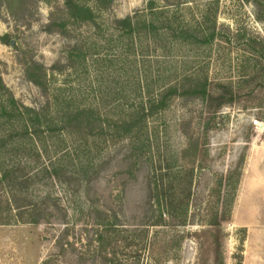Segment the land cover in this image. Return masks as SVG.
<instances>
[{
    "label": "rangeland",
    "instance_id": "374dc122",
    "mask_svg": "<svg viewBox=\"0 0 264 264\" xmlns=\"http://www.w3.org/2000/svg\"><path fill=\"white\" fill-rule=\"evenodd\" d=\"M148 1L114 0L104 19L133 15ZM11 2L0 0L4 100L12 97L17 105L35 109L45 104L47 94L29 81L28 67L37 74L45 72L50 88L66 87L82 101L87 98L81 104L100 98L90 93L93 70L88 68L85 75L82 61H70L66 55L72 45L97 39L89 27L69 25L66 34L57 28L46 32L52 17L64 18L63 0ZM155 6L170 11L177 19L175 26H200L205 34L214 35L207 44L199 37L173 49L159 40L148 53L142 49L144 66L150 65L159 75L189 74L194 84L206 80L209 96L175 97L167 109L149 118L152 151L147 163L133 168L121 162L124 145L119 141L99 148L97 175L87 185L69 183L62 176L49 179L42 173L32 177L35 167L50 160L68 163L66 148L84 139L80 132L68 137L64 130L51 135L43 145L47 154L20 162L19 174L31 179L23 189L11 188L18 193L10 209L13 216L17 207L41 202L54 217L66 214L65 222L57 217L51 224L0 225V264H42L48 258L53 264H216L217 250L206 232L215 219L221 224L224 264H264V0H155ZM22 7L23 14L18 11ZM87 52L88 65L90 57L104 53ZM103 100L111 103L115 97ZM13 132L15 128L0 125V136ZM14 151L13 145L4 149L0 144L3 157L10 158ZM150 181L177 184L178 201L187 196L186 186L191 184L189 224L175 226L174 220L165 218L162 227L144 226L154 201L149 198ZM8 193L0 184V222L9 216ZM86 198L99 211H110L114 225L101 243L96 241L101 229L92 221L94 210Z\"/></svg>",
    "mask_w": 264,
    "mask_h": 264
},
{
    "label": "trees",
    "instance_id": "16d2710c",
    "mask_svg": "<svg viewBox=\"0 0 264 264\" xmlns=\"http://www.w3.org/2000/svg\"><path fill=\"white\" fill-rule=\"evenodd\" d=\"M11 1L21 2V0ZM88 1L90 2L63 0L64 18L58 20L52 17L45 31L50 32L57 28L62 34H66L69 25L89 27L97 39L89 44L88 40H82L80 44L72 45L66 55L70 61L73 58L82 61L81 65H85L83 70L86 69L85 75L89 74L88 68L93 70L89 89L91 95L97 94L100 98L94 97L91 98V103L81 104L87 98L82 101L78 98L81 96L66 87L51 86L50 88L45 72L37 74L36 69L30 71L31 68L28 67L29 81L47 94L46 102L42 107L29 108L17 105L12 97L4 100L3 94L6 88L0 78V123L3 128H15V132L11 134L4 132L0 136V144L4 149L13 145L15 150V154L10 158L0 154V184L8 188L7 201L10 204L9 216L6 215L0 225H36L42 222L51 224V219L60 217H54L44 204L43 207L40 206L41 202H33L32 207H17L18 211L14 212L16 214L13 216L10 209L13 195L18 193V189H16L17 193H14L11 188L18 185L23 189L28 178L31 179V175L27 177L19 174L20 162H23V159L31 160L33 157L39 160L43 154H47L48 148L43 145L52 138L51 135L64 130L69 131L66 132L68 137L72 136V132H80L84 139L69 147L65 144L67 151L64 154L68 158L66 159L68 163L61 164V158L57 162L50 160L48 165L35 167L37 170L32 177L42 173L49 179L59 180V176H62L69 183L87 185L97 175L95 168L100 161L99 148L106 149L108 144L115 145L119 141L124 145L121 162H129V166L133 168L147 163L152 151L148 135L149 118L167 109L169 102L175 97L198 95L199 98L206 99L209 96L206 80L202 85L194 84L191 75H178L177 71H173L172 75H159L158 72L151 70L150 62L147 61L149 66H144L145 61L141 52L145 49V53H148L151 45H155L159 40L167 42L170 49L180 43L192 44L199 37L202 43L207 44L212 40L213 33L205 34L200 30V26L195 25L175 26L176 17L169 15L170 11L167 9L157 8L155 0H149L143 10L121 19L114 18L111 22L104 19V14L110 9L114 0ZM8 11L10 15H14L11 8H8ZM18 11L23 14L26 9L22 7L18 8ZM109 47L113 48L110 53ZM89 49L104 51L102 57H90L92 65H88L87 62L86 55ZM94 56L98 55L94 53ZM121 95L127 97L130 95L133 98L122 101L119 99ZM108 96H114L115 100L111 103L104 101L103 98ZM65 141L63 138L62 142ZM91 145L97 150L92 149ZM6 154L4 152V155ZM22 164H26L25 161ZM239 183L240 176L234 190L238 188ZM176 186L177 184L173 182L170 184L149 182V198H153L154 201L150 206L152 215L146 218L144 226L162 227L165 218L174 220L175 226L189 224L188 201L191 184L188 183L186 186L187 196L180 201L174 193ZM21 191L19 190L20 193ZM56 201L58 200L54 202ZM55 203L53 205L56 207ZM86 203L90 208L93 207L92 221L101 229L96 241L101 243L114 225L111 216L108 215L110 211L107 209L104 212L99 211L95 203L87 198ZM60 218L65 222L66 214ZM208 227L209 230L206 232L209 233L211 243L217 250L215 263L224 264L220 242L221 224L215 219L214 223L208 224ZM51 263L53 264L51 258L42 262V264Z\"/></svg>",
    "mask_w": 264,
    "mask_h": 264
}]
</instances>
